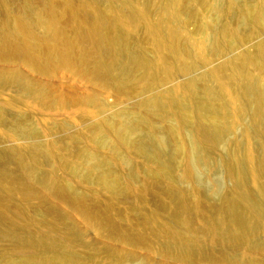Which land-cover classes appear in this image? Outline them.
<instances>
[{
	"label": "rangeland",
	"instance_id": "374dc122",
	"mask_svg": "<svg viewBox=\"0 0 264 264\" xmlns=\"http://www.w3.org/2000/svg\"><path fill=\"white\" fill-rule=\"evenodd\" d=\"M6 1L0 0V27L7 11L12 17L37 21L36 16L51 6L70 31L80 24L79 17L105 14L113 34L127 38L131 51L147 61L150 77L139 72L126 76L125 60L109 55L105 60L121 75V85L86 76L58 60L48 73L30 71L18 60L0 62V75L6 78L0 83V148H23L28 165L7 166L0 157V261L233 264L237 258L244 264H264V173L259 166L264 138L257 134L250 111L239 112L245 102L240 88L245 82L242 57L260 55L264 67L263 26L242 20L254 7L264 8V0ZM221 24L225 35L217 31ZM84 28L87 34L94 30L91 24ZM183 58L192 65L191 71H181ZM244 69L251 80L261 72L255 63ZM8 72H18L42 89L43 98L19 89ZM191 78H196L193 84ZM200 78L213 89L215 100L224 104L228 150L224 142L208 146L209 162H203L195 144L191 157L198 179L188 183L181 177L186 158L171 153L170 147L165 152L151 133L156 129L171 140L165 129L170 122L149 103L177 98L192 107V94L208 100ZM21 96V103L14 100ZM191 112L194 116L192 108ZM17 115L24 116L23 125L32 137L17 139ZM135 119L142 121L143 128L116 144L108 128ZM103 134L108 135V144L99 149L94 137ZM184 136L193 143L191 126H185ZM35 145L42 147L37 163L27 152ZM50 148L54 157L46 152ZM229 151L237 158L231 163L236 175L260 200V223L245 208H236V214L253 225L249 231L230 227L227 211L219 210L225 197H237L234 180L226 175ZM165 169L166 177L161 174ZM105 173L112 187L103 182ZM183 221L189 222L188 228Z\"/></svg>",
	"mask_w": 264,
	"mask_h": 264
},
{
	"label": "bare ground",
	"instance_id": "6f19581e",
	"mask_svg": "<svg viewBox=\"0 0 264 264\" xmlns=\"http://www.w3.org/2000/svg\"><path fill=\"white\" fill-rule=\"evenodd\" d=\"M2 1L7 3L6 0ZM6 7L7 5L5 4L4 8ZM47 9V13L36 16L37 21H31L29 20V17L26 16L12 17V15H10L6 10L7 13L3 15L0 27V62L11 63L14 60H18L30 71L48 73L54 69L53 62L58 60L65 66H72L75 70L82 71L86 76L91 75L97 80L114 82L121 85V75H118L115 72L111 61L107 62L105 60V58L109 55L115 59L122 57L125 60V65L122 71L126 76L139 72L146 78L150 77V67L148 66L147 61L138 51L132 52V47H130L127 38L113 34V28L110 24L108 25V18L105 14H86L79 17L81 19L80 24L73 31H70L59 22L58 14L55 13L53 7L50 6ZM248 22H253L255 24L260 23L263 26L262 30H264V8L262 6H257L254 7L253 11L246 13L242 20V24H246ZM84 24H91L94 30H91L89 34L85 33ZM217 31L219 34L225 35V25L221 24L220 27L217 28ZM71 33L74 34V36H72ZM169 52L177 56L176 50L170 49ZM260 58V55H258V57H252L250 55L242 57V77L245 82L240 88L245 97V102L239 109V112L241 114H245L246 111H250L257 134L260 138H264V67L262 66ZM180 60L183 61V67L181 68L182 72H188L193 69L191 64L184 62L186 61L184 58ZM252 63L257 64L261 69L260 74L254 77L253 80H251L248 73L244 72V68ZM8 75L13 81L17 82L19 89L26 91L28 94L36 92L41 94L43 98V90L36 89L34 85L26 81L24 77H19L18 72H10ZM200 79L204 86L203 90L205 96L208 100H204L201 97L196 98L192 94V107L182 103L177 98L172 100H163L159 98V100H154L149 103V107L156 108L160 111L158 115L161 119H166L170 122L165 129L167 130L171 140L169 137L166 138L162 136L156 129L152 128L151 133L160 148L166 147L165 152H167V147H170L172 149V151L169 150L171 153L174 150L178 153V155L180 154L183 158H186L184 159L185 169L181 177L188 183H193L196 178L198 179V175L194 169V162L192 161L193 156L191 157V154L194 152L196 147L195 144H198L199 146L197 156L203 162H209V155L206 150V147L208 146H219L221 142H224L226 150H228V141L225 138L226 133H228L230 129L227 128L226 124H223L224 104L221 101L215 100L216 95L214 94L213 89L204 84L205 78ZM150 80L149 86H152L154 84V80ZM195 80L196 78H191L190 82L193 84ZM4 82H6V78L3 77V75H0V83ZM14 100L21 103L23 96L14 98ZM153 108L152 110H154ZM191 108L194 116L192 115ZM1 116L2 115H0V120L2 118ZM23 118V115H17L16 120H14L16 128H18L16 134V136H18L17 139L32 137L33 135L25 130ZM185 126H191L192 129L191 140L193 143L191 144H188L185 140ZM97 128L98 125L95 126L94 134ZM142 128V121L140 119H135L133 122L123 124L120 127L111 126L108 128V135H112L116 144H119L124 136L127 137L128 134L133 133L134 131H139ZM108 135L103 134L101 137H94L100 144L98 145L99 149L103 148L101 145L108 144ZM166 139H169V141ZM263 144H261L262 155L259 158V166L264 173ZM114 147H116L115 144L113 148ZM40 150H42L40 145L28 147L27 152L29 153V158L35 163L38 162L39 157L37 152ZM19 151V148L16 147H13V149L0 148V157L4 159L2 160L4 161L3 163H5L4 165L9 166L11 163L16 162L18 164V168H28L24 158L25 153L22 154L23 148L22 151ZM46 152L52 157L55 156L51 148L46 150ZM229 155L230 159L228 158V160L230 161L227 164L226 175L234 180V188L237 191V197L235 199L225 197L226 200L223 201L219 210L225 209L227 211L230 227L236 225L241 230L247 229L249 231L250 229H253V225H250L249 220L244 218V216L239 217L236 214V208H238L237 206L245 208L250 213L251 217L260 223L263 219L260 200L257 198L255 193L246 189L241 177L237 176L234 168H232L231 163L237 161L235 153L229 151ZM16 158L19 159L15 160ZM161 174H164L166 177L168 175V171L165 169V171ZM85 176L88 177L89 173H86ZM101 177L103 178V182L108 187H112V181L108 173L102 174ZM261 199L264 202V181L261 187ZM186 207V205H182V210H185ZM183 222L188 228L189 222ZM221 223H223L222 220H220V224ZM137 240H140V238ZM231 262L233 264H244L237 258L232 259ZM0 264H5V261H0Z\"/></svg>",
	"mask_w": 264,
	"mask_h": 264
}]
</instances>
